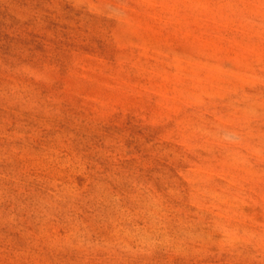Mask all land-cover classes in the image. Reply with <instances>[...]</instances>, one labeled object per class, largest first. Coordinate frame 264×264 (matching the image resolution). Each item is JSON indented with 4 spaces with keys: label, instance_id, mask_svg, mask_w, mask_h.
Masks as SVG:
<instances>
[{
    "label": "rangeland",
    "instance_id": "374dc122",
    "mask_svg": "<svg viewBox=\"0 0 264 264\" xmlns=\"http://www.w3.org/2000/svg\"><path fill=\"white\" fill-rule=\"evenodd\" d=\"M0 264H264V0H0Z\"/></svg>",
    "mask_w": 264,
    "mask_h": 264
}]
</instances>
